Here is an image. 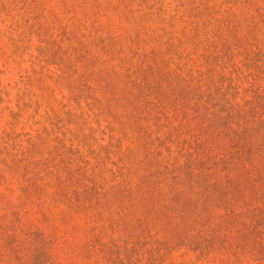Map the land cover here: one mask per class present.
Returning <instances> with one entry per match:
<instances>
[{
	"label": "rangeland",
	"instance_id": "1",
	"mask_svg": "<svg viewBox=\"0 0 264 264\" xmlns=\"http://www.w3.org/2000/svg\"><path fill=\"white\" fill-rule=\"evenodd\" d=\"M0 264H264V0H0Z\"/></svg>",
	"mask_w": 264,
	"mask_h": 264
}]
</instances>
